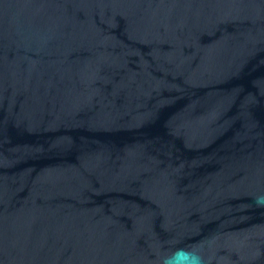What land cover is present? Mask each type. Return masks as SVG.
<instances>
[{"label":"water","instance_id":"1","mask_svg":"<svg viewBox=\"0 0 264 264\" xmlns=\"http://www.w3.org/2000/svg\"><path fill=\"white\" fill-rule=\"evenodd\" d=\"M264 0H0V264H264Z\"/></svg>","mask_w":264,"mask_h":264},{"label":"clouds","instance_id":"2","mask_svg":"<svg viewBox=\"0 0 264 264\" xmlns=\"http://www.w3.org/2000/svg\"><path fill=\"white\" fill-rule=\"evenodd\" d=\"M256 203L264 206V198L258 199ZM160 264H205L204 257L194 248H177L160 260Z\"/></svg>","mask_w":264,"mask_h":264}]
</instances>
